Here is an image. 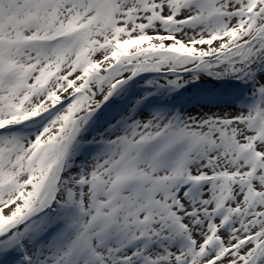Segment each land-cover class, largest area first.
I'll use <instances>...</instances> for the list:
<instances>
[{
    "label": "snow or ice",
    "instance_id": "snow-or-ice-1",
    "mask_svg": "<svg viewBox=\"0 0 264 264\" xmlns=\"http://www.w3.org/2000/svg\"><path fill=\"white\" fill-rule=\"evenodd\" d=\"M0 264H264V0H0Z\"/></svg>",
    "mask_w": 264,
    "mask_h": 264
}]
</instances>
